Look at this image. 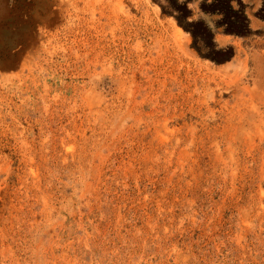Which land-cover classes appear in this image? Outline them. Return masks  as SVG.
I'll list each match as a JSON object with an SVG mask.
<instances>
[{
  "label": "rangeland",
  "instance_id": "1",
  "mask_svg": "<svg viewBox=\"0 0 264 264\" xmlns=\"http://www.w3.org/2000/svg\"><path fill=\"white\" fill-rule=\"evenodd\" d=\"M0 264H264V0H0Z\"/></svg>",
  "mask_w": 264,
  "mask_h": 264
},
{
  "label": "trees",
  "instance_id": "2",
  "mask_svg": "<svg viewBox=\"0 0 264 264\" xmlns=\"http://www.w3.org/2000/svg\"><path fill=\"white\" fill-rule=\"evenodd\" d=\"M185 5H187V3H185ZM177 21L180 25H183V21L180 18L177 17Z\"/></svg>",
  "mask_w": 264,
  "mask_h": 264
}]
</instances>
